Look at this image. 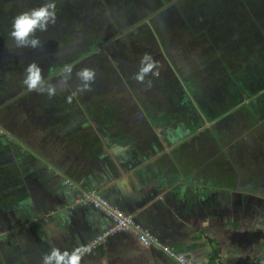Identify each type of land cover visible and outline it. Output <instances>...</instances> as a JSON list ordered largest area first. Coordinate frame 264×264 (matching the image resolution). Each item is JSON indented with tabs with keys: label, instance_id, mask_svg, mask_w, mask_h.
<instances>
[{
	"label": "rangeland",
	"instance_id": "rangeland-1",
	"mask_svg": "<svg viewBox=\"0 0 264 264\" xmlns=\"http://www.w3.org/2000/svg\"><path fill=\"white\" fill-rule=\"evenodd\" d=\"M44 2L0 0V50L17 49L9 35L14 19L11 15L21 8L23 12ZM55 3L60 5L56 23L36 35L43 45L40 50L71 40L84 45V50H73L64 57L65 64L73 65L67 88H58L52 97L28 92L22 83L25 69L0 71V101L19 92L18 102L31 99L30 105H35L33 101L40 100L41 106L49 109L46 119L50 122L62 115L60 123L70 126L72 131L70 164L75 162L76 153L81 161L90 150L98 148L103 152L101 135H106L108 128L118 130L120 141H130L140 149L144 140L127 129L125 123L135 120L133 127L139 129L143 114L151 124L150 131L155 132L163 123L155 115L150 116L155 114V107L166 112L162 116L185 117L183 121L188 120L189 126L184 134L178 132L175 123L164 125L179 139L169 146L170 158L188 169L189 179L202 182L208 192L214 190L215 194L216 187L226 193L238 188L245 193L252 191L253 200L242 211L261 213L264 210L261 187L264 180V0H55ZM145 53L152 57L155 66L140 82L135 76ZM55 61L54 58L45 65V74L59 66ZM85 67L94 69L96 76L90 91L79 92L81 81L76 73ZM54 75L49 81L58 84L52 80ZM73 92L77 94L69 103L67 98ZM147 101L155 103L148 108ZM190 105L206 125L200 133L187 117ZM31 110L26 107L27 113ZM113 117L123 121L118 129L119 122ZM80 127H84L85 134H81ZM89 130L95 132L92 143ZM145 130L142 127L139 131ZM58 136L61 140L65 134ZM11 137L16 144L30 150L51 176L54 168L57 173H64L61 167L47 163L51 159L18 134L12 133ZM12 146L0 144V210L2 206L14 208L15 202L27 199L24 170L16 168V158L6 163L1 157L2 152L12 151ZM61 147L54 157L62 164L69 156L62 150L65 145ZM179 150L182 155H176ZM98 157L88 155L85 162L100 163ZM64 175L69 183L75 182L72 176ZM59 179L62 181L57 176ZM41 207L34 206V211H42ZM28 222L31 226H27ZM47 223L41 225L28 217L20 221L26 226L24 230H29L34 237ZM58 250L65 251L61 247Z\"/></svg>",
	"mask_w": 264,
	"mask_h": 264
},
{
	"label": "crops",
	"instance_id": "crops-1",
	"mask_svg": "<svg viewBox=\"0 0 264 264\" xmlns=\"http://www.w3.org/2000/svg\"><path fill=\"white\" fill-rule=\"evenodd\" d=\"M139 120V129L133 127L135 120H129L125 124L144 140V146L140 149L120 141L118 130L110 131L107 127L106 135H101L104 151L100 152L97 148L95 152L90 150L91 154L89 153L92 157L99 155L100 163L88 164L91 166L76 165V162L83 161H79L76 153L75 162L72 163L74 165L68 161L61 164L54 155H46L52 161L47 163L61 167L63 172L72 176L76 182L72 181L71 187L68 188L72 204L84 192L96 189L100 194L106 195L111 204L134 214L138 221L163 241L201 264H264V212L256 215L246 210L234 212L230 206L224 210L220 209L219 187L215 188L213 194L214 190L208 192L202 182L189 179L190 171L174 163L167 148L160 146L159 140H164L169 135V128L163 126L155 132L150 131V122L143 118ZM118 122L117 129L123 123ZM142 127L146 130L140 133ZM177 140L179 139L175 137V141ZM93 141L91 137V143ZM130 150L133 153H130ZM179 153L182 155L180 150L176 155ZM27 171L30 172V169ZM140 171H143V177L140 176ZM52 176L59 178L55 168L52 169ZM104 178L107 179L105 185ZM27 182L30 184L32 197L40 196L39 199H42V196L33 190L29 179ZM79 183L84 188L83 191L77 188ZM25 189L28 196V189ZM77 207L72 205V212L67 209L60 218H57L60 213L56 215L50 211L47 214L46 227L49 228H46V232L54 239L47 243L50 248L39 243L44 251L60 247L65 250L61 253L77 250L90 237L111 223L108 215L91 204H79ZM48 208L51 207L47 205ZM39 216L37 215V218ZM67 220L66 227L58 226L57 221ZM38 222L41 225L44 223L41 219H38ZM5 228L13 231L18 227L8 224ZM59 229L64 233H60ZM4 231L1 225L0 235ZM27 234L30 237L28 240L37 241V238L33 239L30 235L29 230ZM63 236L66 238L65 243L62 242ZM79 264L176 263L157 249L143 246L132 234L120 232L108 237L97 248L82 254Z\"/></svg>",
	"mask_w": 264,
	"mask_h": 264
},
{
	"label": "flooded vegetation",
	"instance_id": "flooded-vegetation-1",
	"mask_svg": "<svg viewBox=\"0 0 264 264\" xmlns=\"http://www.w3.org/2000/svg\"><path fill=\"white\" fill-rule=\"evenodd\" d=\"M83 46H82V42H73L71 40L66 43H62V45L46 48L43 50L30 49V48L29 49L24 48L23 50L18 48L8 50V48L7 49L5 48L0 50V71L25 69L29 63L36 62L37 64L40 65L42 69V74L46 81H49L51 75L55 74L52 77V80H55L57 83H59L58 74L62 69L63 65L65 64L64 57L69 56V54L73 50L76 51L84 50ZM54 58L56 60L55 61L56 64H58L59 66L52 68L51 73H47L49 74L47 75L45 74V70H46L45 65L48 64L50 61L54 60ZM49 82L52 83L51 81ZM18 93L19 92L4 98L5 101L4 99L0 101V144L8 143V146H12V144L14 145L12 146L13 149L12 151L10 150L6 152H2L1 157L3 160H5L6 163L10 159L12 160L16 158L17 160V162L15 163L16 168L19 169L20 171L24 170L25 172L24 175L27 179H29L31 185H33V190H35L36 194L41 195L39 186L34 185V181H33L34 175L33 174L31 175L30 172L32 171L34 166L42 167V162L35 160L34 157L30 154L31 153L30 150L27 151L24 148H22L19 143L16 144L15 141H12L14 138L13 137L9 138V135L12 133L18 134L23 140L28 142L30 145L34 146L35 149H40L47 156L49 154L55 155L56 152L60 148H62L61 145H65V147L62 150L65 152L67 156H69L67 161L72 162L70 161V159L72 158L70 156V151L72 148V131L70 129V126H66V125L62 126L60 122H61V117L63 116L60 114L58 119L55 118L54 120H51V122L48 119H46L49 115V111H48L49 109H46L45 107L41 106L39 102L40 100L33 101L35 105H30L31 99H26V100L24 99V102H18L17 101L18 98H16L18 96ZM14 103L16 104L13 105ZM154 103L155 102L147 101V104L146 103L145 104L149 108V106L153 105ZM26 107H29L32 110L29 113H27ZM189 109L190 111L189 114L187 113V117L191 118L190 125L193 126L198 131V133L202 132L206 125L202 124V119L198 117L192 105L189 106ZM173 111H175V108H173ZM139 113H142V111H139ZM165 113L162 109L155 107V114H151L150 116L153 117L155 115V118L161 119V122L163 123L161 124L160 127H163L165 123H170V124L176 123L177 126L176 129L178 130V132L184 134L183 131L186 130L189 126L188 120L184 122L183 120L185 117H180L178 114H174L173 116L169 114L168 116L167 115L162 116ZM140 118L145 119L143 114L140 116ZM80 128H81V134H85L84 127H80ZM90 131L92 130H89V132ZM94 133L95 132L92 131L91 137ZM168 133L169 135L164 140H159L160 146H162L163 149L167 148V151H169L168 150L169 146L172 143L176 142L175 136L172 133L171 129H169ZM63 134H65V136L64 137L61 136L62 139L60 140L59 139L60 136L58 135H63ZM201 134L207 135L205 133H201ZM194 136L195 135L190 137L191 145L193 144L194 140H192V138ZM67 139H69L70 141H68ZM195 140L197 141V139ZM87 143L88 141L85 142V144ZM126 143L132 145V142L130 141ZM68 146L70 148L69 152L67 151ZM141 146L143 147L144 144L142 143ZM34 147H30V148L34 149ZM34 151L36 152L37 150ZM88 155L90 154L86 153V155L84 156H88ZM57 159L59 158L57 157ZM82 160H83L82 162H76V165L79 164L81 166H87L88 163L85 162V157ZM28 166H31V168H29ZM27 169H30V172H28ZM25 177L23 179L24 182H25ZM54 178L57 179V176H55ZM261 183H262L261 187L264 189V180ZM230 190L231 192L229 193L220 190L218 194V196L221 198L220 209L222 210H224L227 206H230L234 212L237 211L242 212V207L244 206L246 209L247 203L252 202L253 200L252 199L253 193L251 189H250L251 192H247V193H245L244 191H240L239 188L238 190L237 189L235 190L230 189ZM69 196L70 194L68 192L67 197L56 199L53 202L47 200L48 203H44L41 209L47 210V205L50 206L51 208L55 206L66 205L71 200ZM28 199H30L29 195L27 196V199L25 201L21 202L22 204L20 205H24L25 207H32L33 204L32 202H30L31 200L29 201ZM249 208L251 209L252 206H250ZM63 211H67L66 207H63ZM262 212H264V210ZM37 215L38 213L35 212L33 208V210L28 214L27 217L28 219H31L37 217ZM0 223H1L0 226L2 225V227L4 228L8 227V224L10 226H16V227H18L17 225L20 224L19 221H17V219L13 217L12 209L11 208L8 209V207H3V206L0 210ZM34 236H32L33 239L37 238V241L36 239H34V241L28 240L27 238L29 236L24 229L9 234L7 236V239L2 240L4 241V243H1L0 245V264H43V257H44L43 255L49 254L51 250L44 251L41 245L39 244L42 243L41 240L38 237H34ZM45 246L50 248L49 244Z\"/></svg>",
	"mask_w": 264,
	"mask_h": 264
},
{
	"label": "clouds",
	"instance_id": "clouds-1",
	"mask_svg": "<svg viewBox=\"0 0 264 264\" xmlns=\"http://www.w3.org/2000/svg\"><path fill=\"white\" fill-rule=\"evenodd\" d=\"M56 20L57 6L55 0H45L40 6L17 14L13 19L9 35L17 48L40 49L43 45L36 33L38 31L46 32L48 26L54 25ZM141 65L135 79L143 82L145 74L154 68L155 62L149 54L145 53L141 58ZM72 72L73 65L64 64L58 74L59 83L53 84L45 80L40 65L36 62H31L25 68L22 83L28 92L46 93L49 97H52L56 95L58 88H67V82ZM76 75L81 81L78 91H90L91 82L95 80L96 76L95 70L85 67L79 70ZM76 94V92H73L67 98L69 103H71L72 97ZM84 251H90V249H85ZM80 258V253H73L72 256H69L67 252L61 253L58 249H53L43 257V264H79Z\"/></svg>",
	"mask_w": 264,
	"mask_h": 264
},
{
	"label": "built area",
	"instance_id": "built-area-1",
	"mask_svg": "<svg viewBox=\"0 0 264 264\" xmlns=\"http://www.w3.org/2000/svg\"><path fill=\"white\" fill-rule=\"evenodd\" d=\"M77 202L80 204H91L93 207L100 209L109 216L111 223L106 228L90 237L77 250L69 252V256H72L73 253H80L82 255L89 252L84 251L85 249H90L91 251L97 248L108 237L114 236L120 232H128L135 236L143 246L157 249L176 264H201L188 257L170 243L163 241L148 227L138 221L134 214L125 212L111 204L109 200L103 197L96 189L84 192Z\"/></svg>",
	"mask_w": 264,
	"mask_h": 264
},
{
	"label": "water",
	"instance_id": "water-1",
	"mask_svg": "<svg viewBox=\"0 0 264 264\" xmlns=\"http://www.w3.org/2000/svg\"><path fill=\"white\" fill-rule=\"evenodd\" d=\"M50 168H51V166L49 167V169ZM139 173H140L141 177L144 176L143 171H140ZM30 174L34 175L33 176L34 185L39 186L42 199H39V197L38 198L32 197V191H31V188L29 186L30 184H28L27 178H25V183H26V186H27V189L29 192V198H30L28 200L29 201L31 200L30 202H32L33 205H32V207H25L24 205H20V204H22L21 202H18V201L15 202V205L13 206L14 208H11V209H12L13 217L16 218L17 221H19V223L25 217L28 216V214L33 210L34 206L40 207L45 202H47V200L50 202H53L56 199L67 197L68 192H69L68 188L71 187V185H72L71 182L70 183L68 182L69 180H66L65 175H64L65 173H63V174L57 173V175H59V178H61V180H62V181H60V180H57L56 178H54L53 176H51L50 173L44 167L34 166L33 170L30 172ZM106 182H107V179L104 178L103 179V185H105ZM74 183H76V182H74ZM77 188L80 189L81 191L84 190V188L81 187L80 183L78 184ZM101 195L105 198L107 197L106 195H103V194H101ZM79 204L80 203L77 202V200L74 204H72V201L70 200V202L66 205L55 206L52 208H48L47 210L38 211V213H39L38 215H41L42 217L41 218L36 217L35 219L37 221H38V219H41L44 221V223H46L47 219H48L47 214L50 213V211H53V213L55 212L56 215L60 213V215L57 217V218H60L61 214H62V216L64 214L63 210H62L63 207H66V209H68L72 212V208H70V207H72V205H74L75 208H78L77 206ZM43 215H47V216H43ZM57 222L62 228V227L67 226L68 220L67 221H57ZM17 226H18V228H17L18 230H22V229L26 228V226H22L20 224ZM27 226H31V224H28ZM8 229L4 228L5 231L0 235V245H1V243H4V241H2V240L7 239V236L9 234H11L14 231H18V230L11 231ZM45 232H46V227L44 226V228L39 232V235H37V237L41 240V242L44 245H46L48 242L50 243V241L54 239L53 236H49L47 234V232L46 233ZM46 234H47V236H46Z\"/></svg>",
	"mask_w": 264,
	"mask_h": 264
},
{
	"label": "trees",
	"instance_id": "trees-1",
	"mask_svg": "<svg viewBox=\"0 0 264 264\" xmlns=\"http://www.w3.org/2000/svg\"><path fill=\"white\" fill-rule=\"evenodd\" d=\"M3 1H5V0H3ZM35 7H37V6H35ZM58 7V6H57ZM58 8H60V5H59V7ZM21 9H23V8H21ZM21 9H19L18 10V12H17V14H19L20 12H22V10ZM17 14H15V15H11V17H15ZM67 39V38H66Z\"/></svg>",
	"mask_w": 264,
	"mask_h": 264
}]
</instances>
